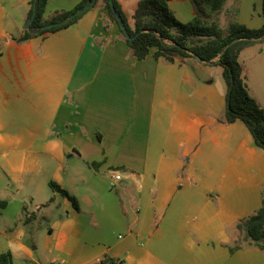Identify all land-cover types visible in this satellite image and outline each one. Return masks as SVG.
<instances>
[{"label":"crops","instance_id":"obj_1","mask_svg":"<svg viewBox=\"0 0 264 264\" xmlns=\"http://www.w3.org/2000/svg\"><path fill=\"white\" fill-rule=\"evenodd\" d=\"M80 1L47 0L44 19ZM118 2L133 29L139 0ZM29 3L0 0V253L13 264H264L235 228L261 205L264 151L241 121L224 122L221 68L154 47L137 60L103 0L18 42ZM168 5L180 22L198 16L193 0ZM234 21L260 28L261 6ZM249 48L238 61L264 109V82L245 65L261 52Z\"/></svg>","mask_w":264,"mask_h":264},{"label":"trees","instance_id":"obj_2","mask_svg":"<svg viewBox=\"0 0 264 264\" xmlns=\"http://www.w3.org/2000/svg\"><path fill=\"white\" fill-rule=\"evenodd\" d=\"M169 0H139L133 14L134 26L131 29L118 0H112L114 10L125 24L123 31L115 18L109 0H103L104 7L112 21L120 28L127 46L137 60H143L150 48H156L155 58L172 61L174 56L194 57L207 65H217L222 70L226 85L224 122L241 121L249 131L254 144L264 151V109L261 108L248 92L242 77V67L238 61L240 52L256 42H264V24L251 29L237 21H230L222 30L216 21L202 19L198 14L189 22H180L168 5ZM225 0H193L198 13L205 7L207 17L217 15ZM97 0H81L72 10L56 12L49 19H44L47 0H30L28 20L35 11L30 28L58 23L48 29H41L36 34L24 30L18 42H24L36 35L55 33L74 24ZM85 5L89 7L79 12ZM204 10V8H203ZM261 13L264 18V0H261ZM76 14L72 19L70 16ZM141 32V33H139ZM139 33V34H138ZM138 34V35H137ZM128 35L129 37H127ZM137 35V36H136ZM136 36V37H135ZM95 165V164H93ZM50 187L66 197L77 209V201L66 190L50 182ZM235 228L242 232L243 240L264 251V184L260 207L250 216L240 220ZM241 248V244L230 247V252ZM0 264H13L9 251L0 253Z\"/></svg>","mask_w":264,"mask_h":264},{"label":"rangeland","instance_id":"obj_3","mask_svg":"<svg viewBox=\"0 0 264 264\" xmlns=\"http://www.w3.org/2000/svg\"><path fill=\"white\" fill-rule=\"evenodd\" d=\"M234 0H225L224 4L221 8V10L218 12V15H212L209 21H216L219 27L222 30H225L227 25L230 21H234L235 17H238V13L245 16L247 12L250 11V13L255 16L257 13H259L260 10V0H236V3H233ZM236 4V6H235ZM201 10H208L205 7H200ZM202 11H200V14L202 16ZM237 20V19H236ZM186 23V22H185ZM247 52H261V54L257 57L252 59L250 63H245L247 69L250 71H254L255 73V80L257 82H264V42H256L250 48ZM41 222V221H39ZM39 236L40 242L42 240L43 234L47 232V229L44 226V223L41 224ZM42 256V249L41 246L39 247V250L34 252V257L39 258ZM15 264H35L33 260L30 259H20L16 260Z\"/></svg>","mask_w":264,"mask_h":264},{"label":"water","instance_id":"obj_4","mask_svg":"<svg viewBox=\"0 0 264 264\" xmlns=\"http://www.w3.org/2000/svg\"><path fill=\"white\" fill-rule=\"evenodd\" d=\"M109 2H110V6H111V8H112V11H113V13H114V15H115V18H116V20H117V22H118V24H119V27L121 28V30L125 31V30H126L125 24H124V22L122 21V19H121V17L119 16V14L114 10L112 0H109ZM88 7H89L88 5H85L82 9L79 10V12L86 10ZM75 15H76V14L70 16L69 19H72ZM34 17H35V11L33 12L31 18H30V19L26 22V24H25V29L29 30V31H30L31 33H33V34H36V33H37L39 30H41V29H48V28H50V27H52V26L58 25V23L46 24V25L40 27L39 29L34 30V29L30 28V24L32 23ZM139 33H141V32H139ZM139 33H138V34H139ZM138 34H137V35H138ZM137 35H136V36H137ZM126 36L129 37L128 35H126ZM136 36H135V37H136Z\"/></svg>","mask_w":264,"mask_h":264},{"label":"built area","instance_id":"obj_5","mask_svg":"<svg viewBox=\"0 0 264 264\" xmlns=\"http://www.w3.org/2000/svg\"><path fill=\"white\" fill-rule=\"evenodd\" d=\"M121 179L120 174L115 173L114 180L110 183L111 186L115 185Z\"/></svg>","mask_w":264,"mask_h":264}]
</instances>
